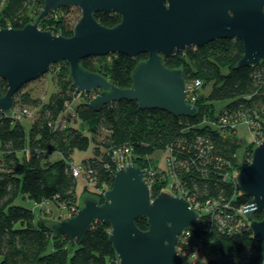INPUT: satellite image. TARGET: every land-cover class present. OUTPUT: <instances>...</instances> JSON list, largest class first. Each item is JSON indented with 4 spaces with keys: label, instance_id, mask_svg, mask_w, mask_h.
<instances>
[{
    "label": "trees",
    "instance_id": "trees-1",
    "mask_svg": "<svg viewBox=\"0 0 264 264\" xmlns=\"http://www.w3.org/2000/svg\"><path fill=\"white\" fill-rule=\"evenodd\" d=\"M41 8L40 0H0V28L18 29L37 22L40 30L72 35L70 13L75 7H62L37 19ZM93 16L105 27L120 21L112 12L99 11ZM241 55L239 40L220 39L162 59L166 68L180 70L185 84L200 81V90L190 101L196 108L191 117L143 110L125 99L94 111L86 102L97 91H76L65 62L59 63L58 89L46 100L21 92L25 85L17 90L11 110L0 112V264H117L108 242L107 222L93 223L80 242H68L65 236H55L44 220L35 223L33 213L15 205L14 200L20 196L36 203L51 200L65 207L74 205L77 179L82 177L83 192L102 204V194L110 188L120 158L142 170L153 166L163 176L164 172L170 176L168 181L174 182L178 196L199 214L186 247L206 253L207 264H261L264 240L251 237L240 211L248 199L239 194L233 175L250 163L255 147L253 142L242 146L236 137L237 123L244 120L255 136L264 138V61L237 67ZM146 58V54L91 56L81 60L80 66L127 89L132 86L133 70ZM6 89L0 79V92L4 94ZM77 97L79 102H75ZM69 107L72 113L66 117ZM30 109L35 110V117L26 130L21 124L22 111ZM18 113L21 116L15 118ZM242 147L239 159L237 151ZM88 149L91 157L76 165L81 171L73 177L72 152ZM157 150L168 151L166 170L156 168L150 158ZM52 153H58L60 159L46 160ZM149 189L152 198L161 191L153 181ZM262 216L255 213L253 219ZM134 223L140 230L147 229L143 217ZM176 251L181 256L186 250L177 247ZM197 262L196 258L184 261Z\"/></svg>",
    "mask_w": 264,
    "mask_h": 264
},
{
    "label": "water",
    "instance_id": "water-1",
    "mask_svg": "<svg viewBox=\"0 0 264 264\" xmlns=\"http://www.w3.org/2000/svg\"><path fill=\"white\" fill-rule=\"evenodd\" d=\"M37 19L62 7H75L80 17L69 37L40 30L36 23L22 28H0V112L13 107L12 97L23 85L43 76L57 63L68 65L78 92L96 90L86 105L94 111L120 99L136 102L143 110H158L175 117H191L196 108L187 102L179 69H168L162 59L186 47H200L220 39H237L242 55L237 67L264 61V0H40ZM116 13L120 21L105 27L97 12ZM146 54L132 72V86L121 89L104 77L82 69L91 56ZM235 184L247 198L242 213L255 241L264 240V138L253 148L250 163L238 170ZM103 203L86 195L74 215L48 224L55 236L80 242L90 226L107 222L108 242L117 264H185L176 241L184 230L198 225L199 214L183 197L166 191L152 198L142 170L129 163L114 173L102 194ZM262 213L260 220L253 214ZM146 220L140 230L137 218Z\"/></svg>",
    "mask_w": 264,
    "mask_h": 264
},
{
    "label": "rangeland",
    "instance_id": "rangeland-1",
    "mask_svg": "<svg viewBox=\"0 0 264 264\" xmlns=\"http://www.w3.org/2000/svg\"><path fill=\"white\" fill-rule=\"evenodd\" d=\"M79 15H80V11L78 9L75 8L71 9L70 17L72 20L71 21L72 26H74V24L77 22V18L79 19ZM61 69L62 66L59 63L55 64L54 67L49 68V70L39 79L25 84V87L21 90V92L28 91L32 97L40 98L42 101L46 100L51 94L55 93L58 89L59 85H58L57 75L59 74ZM199 90L194 89L188 95L189 104H191L190 101L193 100L196 93L198 94ZM90 92L92 93L94 91H90ZM75 102H79L78 97L75 99ZM33 112L35 113V110L32 111L30 109L29 114H24L25 115L24 117L22 116L23 119L21 120V124L26 130L28 129L31 120L35 117V116L33 117L32 115ZM71 113H72L71 108L69 107L64 112V115L66 117H70ZM236 137L241 141L242 146L252 142H253L252 144L256 146L258 142L261 141V138L259 139V137L255 136L254 131L249 130L244 120L241 121L240 123H237L236 125ZM242 151H243V147L238 149L237 151V156L239 159L242 155ZM91 155H92L91 149H88L86 151L74 150L71 154L72 165L74 166L78 165L83 159L89 158L91 157ZM167 156H168L167 150H157L150 156V158L157 165L156 168L166 170V168L168 167ZM58 159H60V155L58 153H52L46 156V160L48 161H56ZM145 169L146 171L152 174L150 175L151 176L150 181L155 182V184L158 185L161 191H166L174 195H179L177 194V190L174 185V182L173 184L169 183L168 177L170 178V176L169 175L167 176V173L164 172V176H163V173L157 172L155 167L153 166L147 167ZM237 172L238 170H236L233 175L234 180ZM157 173L160 174V177L159 175H157ZM84 184L85 182L83 178L79 177L77 179V184L75 188L76 204L71 206L65 207L63 204L57 205L51 200L43 201L41 203H36L29 198H22L20 196H18L14 200V204L29 209L33 213L35 223L42 219L45 221V223L49 224L51 222H56L62 219H66L67 217L75 214L78 208L82 206L83 198L86 195H88V193L83 192ZM87 186L88 188H91L93 190V185L90 182L87 183ZM76 205L78 206L77 209H76ZM48 250L50 251L51 249L49 248ZM204 254L206 253L203 252L201 254L200 252H198L194 254V259L196 258L198 261L196 264H207ZM232 264H246V263L244 261H233ZM261 264H264V261Z\"/></svg>",
    "mask_w": 264,
    "mask_h": 264
},
{
    "label": "built area",
    "instance_id": "built-area-1",
    "mask_svg": "<svg viewBox=\"0 0 264 264\" xmlns=\"http://www.w3.org/2000/svg\"><path fill=\"white\" fill-rule=\"evenodd\" d=\"M200 86V81L199 80H194L192 83H189V84H185V90H186V97H188V95L194 90V89H197L198 87ZM187 99V98H186ZM23 114H29L28 111L26 110H23L22 111ZM20 117V114H16L15 115V118H19ZM260 142V141H259ZM258 142V143H259ZM119 163L120 166H125L126 164H129V163H126L124 162V159L123 158H120L119 159ZM142 170V169H141ZM81 169L79 166H76V167H73L72 168V176L73 177H78L79 173H80ZM142 173H143V180L146 182L147 186L149 187V182H150V179H151V176L152 175L150 172L146 171V169L142 170ZM243 207V206H242ZM241 213H242V208H241ZM243 214V213H242ZM199 223V221H198ZM198 226V225H197ZM191 229H188V230H184L182 231V233L178 236L177 238V241H176V247L175 249L178 247V249L181 251V250H185L184 251L185 253H182L181 257L183 258L184 261H191L192 259H194V252L193 251H190L191 248H189L188 246L186 247L187 245V238L189 236V231ZM187 252V253H186ZM191 258V259H190Z\"/></svg>",
    "mask_w": 264,
    "mask_h": 264
}]
</instances>
